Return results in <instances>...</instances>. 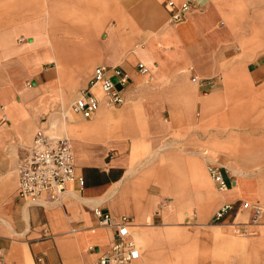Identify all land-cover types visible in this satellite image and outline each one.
<instances>
[{
  "label": "crops",
  "instance_id": "obj_1",
  "mask_svg": "<svg viewBox=\"0 0 264 264\" xmlns=\"http://www.w3.org/2000/svg\"><path fill=\"white\" fill-rule=\"evenodd\" d=\"M169 1L187 0H0V264L95 262L115 239L97 208L128 217L145 243L130 264H264V222L242 208L264 207L246 188L264 167L251 169L264 159V0H198L180 23ZM101 65L128 74L125 101L109 106L95 86L85 118L70 107ZM57 124L77 178L60 203L24 200L19 166ZM210 150L227 159V190Z\"/></svg>",
  "mask_w": 264,
  "mask_h": 264
},
{
  "label": "built area",
  "instance_id": "obj_2",
  "mask_svg": "<svg viewBox=\"0 0 264 264\" xmlns=\"http://www.w3.org/2000/svg\"><path fill=\"white\" fill-rule=\"evenodd\" d=\"M198 3V0H187L182 5H178L174 1H169L171 20L174 23L184 21ZM138 69L141 74L149 72V68L144 63H139ZM194 80L197 81V78L195 77ZM128 84L129 76L119 66H98L89 88L81 92L70 108L73 112L90 118L100 105V99L94 93L93 87L98 86L102 90L109 106H116L124 103L122 91ZM208 169L211 179L220 191L230 187L231 183L227 180L221 163L211 162ZM18 172L19 197L27 201L43 200L48 204L60 203L67 192L68 184L77 178L72 140L69 137H55L45 130H39ZM80 180L82 181L81 178ZM231 208V204H224L216 212L214 221L219 222ZM242 208L251 210L250 224L264 222V207L245 201ZM95 213L98 217V226L115 229V239L110 249L91 264H130L141 258L142 252L132 236L128 217L118 221L100 208H97ZM239 233L246 235L252 232L244 229Z\"/></svg>",
  "mask_w": 264,
  "mask_h": 264
},
{
  "label": "rangeland",
  "instance_id": "obj_3",
  "mask_svg": "<svg viewBox=\"0 0 264 264\" xmlns=\"http://www.w3.org/2000/svg\"><path fill=\"white\" fill-rule=\"evenodd\" d=\"M68 115L71 116V115H72L71 112H69ZM56 129H57V130H55V131H49L50 134H51L52 136H55V137L63 136V132L61 131V127H60V125L57 124ZM204 148H205V147H200L199 149L203 151ZM220 152H221V151H214V150L211 151V150H210L209 153L207 154V157H208V164L211 163V162H217V161H218V163H223V164H224V163L227 161V159H226V157H225L224 155L219 154ZM148 153H149V152H148ZM158 153H159V152H157V154H158ZM259 161H260V163H259L260 165H261V164H264V159H262V157H260V158H258L257 160H254L253 163H251V166H252L251 169L256 170V168L258 167V162H259ZM256 162H257V164H256ZM260 165H259V166H260ZM262 170H263L262 173H257V170H256V172H255V175H256L255 177H256L257 180H259V182H261L262 180H264V167L262 168ZM208 176H209V175H208ZM262 182H263V181H262ZM254 194H256V193H254ZM259 194H260V192H259V190H258V194H256L258 197H257L256 200L264 204V197L260 196ZM44 203H46V202H44ZM217 209H218V208H215V210H213V212H211V214H203V215H202L203 218H211ZM188 210H189V212H190V217H191V216H194V215H193V212H192V211H193L192 207H189ZM182 217H183V218H187L186 216H184V214H183ZM198 217H199V216H198ZM198 217H196V219H197ZM184 220H185V219H184ZM184 220H182V221H184ZM211 222L215 223L214 220H211ZM133 234H134V236H135V239L137 240V243L139 244V246L141 247V249H142L143 252H144L145 249H146L145 243L142 241L141 238L138 237V235H136L135 231L133 232Z\"/></svg>",
  "mask_w": 264,
  "mask_h": 264
},
{
  "label": "bare ground",
  "instance_id": "obj_4",
  "mask_svg": "<svg viewBox=\"0 0 264 264\" xmlns=\"http://www.w3.org/2000/svg\"><path fill=\"white\" fill-rule=\"evenodd\" d=\"M7 41V40H6ZM8 43H10V41H8ZM12 43V42H11ZM15 43V42H14ZM10 49V48H9ZM65 124L66 123H64V125H63V128H65ZM233 170L235 171V172H239V173H246L245 172V170L243 169V168H237V167H234L233 168ZM200 173H201V175L204 177V175L205 174H207V170H206V168H204V170L203 169H201V171H200ZM228 176V175H227ZM263 181V182H262ZM261 182H258V183H256V184H254L253 186H247L246 188L248 189V191L249 192H252V193H256V194H258V190H259V187L258 186H260V188H261V192H260V196H262V197H264V180H262ZM220 192V191H219ZM225 193V192H224ZM227 193V192H226ZM222 196V195H221ZM224 196H226V195H224ZM228 196V195H227ZM237 196V195H236ZM229 198V197H228ZM252 201V200H251ZM238 205H239V201H238ZM232 211L234 212V211H236L235 210V207H233V209H232ZM232 212V213H233ZM230 213V212H229ZM228 213V214H229ZM234 214H235V212H234ZM233 215V214H232ZM237 215V214H236ZM226 217V216H225ZM233 217V216H232ZM236 217V216H235ZM231 218V217H230ZM223 226V225H222ZM241 234V233H240ZM198 240V239H197ZM190 243V242H189ZM194 243V242H193ZM185 245V244H184ZM195 245H198V243L197 244H195ZM212 246H213V244H212ZM194 247V246H193ZM192 247V248H193ZM196 247V246H195ZM185 248H186V246H185ZM199 248V247H198ZM187 249V248H186ZM198 250V249H197ZM205 250V249H204ZM189 252V251H188ZM199 251H197V253H198ZM196 253V254H197ZM195 254V253H194ZM190 255H192V254H190ZM182 258V257H181ZM184 262V261H183ZM197 262V261H196ZM199 264V263H198Z\"/></svg>",
  "mask_w": 264,
  "mask_h": 264
},
{
  "label": "water",
  "instance_id": "obj_5",
  "mask_svg": "<svg viewBox=\"0 0 264 264\" xmlns=\"http://www.w3.org/2000/svg\"><path fill=\"white\" fill-rule=\"evenodd\" d=\"M118 87H119V88H121V86H120V85H118Z\"/></svg>",
  "mask_w": 264,
  "mask_h": 264
}]
</instances>
